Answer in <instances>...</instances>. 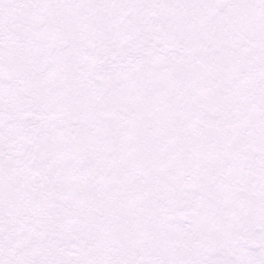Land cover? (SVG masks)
Segmentation results:
<instances>
[{"label":"snow or ice","instance_id":"obj_1","mask_svg":"<svg viewBox=\"0 0 264 264\" xmlns=\"http://www.w3.org/2000/svg\"><path fill=\"white\" fill-rule=\"evenodd\" d=\"M0 264H264V0H0Z\"/></svg>","mask_w":264,"mask_h":264}]
</instances>
